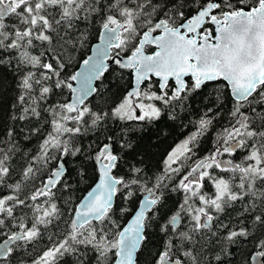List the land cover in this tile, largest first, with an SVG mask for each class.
<instances>
[{"label": "snow or ice", "instance_id": "snow-or-ice-1", "mask_svg": "<svg viewBox=\"0 0 264 264\" xmlns=\"http://www.w3.org/2000/svg\"><path fill=\"white\" fill-rule=\"evenodd\" d=\"M0 264H264V0H0Z\"/></svg>", "mask_w": 264, "mask_h": 264}]
</instances>
